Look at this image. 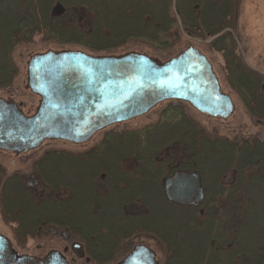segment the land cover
I'll list each match as a JSON object with an SVG mask.
<instances>
[{
  "label": "trees",
  "instance_id": "16d2710c",
  "mask_svg": "<svg viewBox=\"0 0 264 264\" xmlns=\"http://www.w3.org/2000/svg\"><path fill=\"white\" fill-rule=\"evenodd\" d=\"M237 9L238 0H0V90L18 74L14 49L35 37L95 53L133 44L170 52L164 61L191 46L172 53L182 40H204L221 56L229 90L264 121V72L240 50ZM190 109L165 100L150 122L115 121L89 148L44 151L29 176L0 163V216L15 242L52 228L79 240L89 264L115 263L139 238L155 241L159 264H264V137L209 130ZM175 170L200 175L197 205L166 198L162 177Z\"/></svg>",
  "mask_w": 264,
  "mask_h": 264
},
{
  "label": "rangeland",
  "instance_id": "374dc122",
  "mask_svg": "<svg viewBox=\"0 0 264 264\" xmlns=\"http://www.w3.org/2000/svg\"><path fill=\"white\" fill-rule=\"evenodd\" d=\"M235 36L237 37L240 50L246 62L250 66L264 72V0H238ZM188 44L191 46L186 50L185 47ZM182 49L186 51L184 50L181 52L182 55L180 59L176 64H173L174 69L171 68L172 71L165 76L166 79L172 77L175 80L172 83L168 82L164 85L159 76L156 75V77L153 76V78L151 76L154 72L159 73V70L163 71L162 68L159 69V66H163L166 62L164 61V57L170 52L151 53L142 46L129 44L109 53H95L74 44H45L41 42L38 37H35L34 41L30 44L17 46L13 51V59L18 66V74L9 89L0 90V98H3L5 103L14 105H11L12 108L14 107L13 109H15L16 107L17 110L25 116L34 113L38 104H41L39 102V97L35 93L34 88H37L34 84L35 80H32V76L37 74V71H34V64L38 62L40 63V69L38 71L47 83L51 82L53 84V77H58L59 74L61 76L59 77L62 85V102L53 100L51 95H44L40 107L43 115L46 116L50 123H58L66 129V132H69L66 133L69 138L79 140L86 136L88 142L86 146L79 148L75 145L63 142L57 139V137H53L54 134L46 133V137L41 141L42 144L37 149L30 152L26 151V148L20 146L12 148L0 147V163L9 171L18 170L29 176L33 172V159L46 150L62 148L81 150V148H89L92 144L101 139L104 129L113 124V122H110L115 120L113 118L114 110H116V108L117 110L125 108L127 102L124 96L122 98H112L109 101L99 100L98 103H95L93 100L94 97L92 96L98 95L101 90L98 87L96 88V86L93 88V85H105L112 80H126V78L120 79V77L127 74V81L134 85V92L137 95H145L148 93L146 87L153 88V90H157L155 93H159L158 91H161L163 86L164 89L168 91L171 90L172 93L180 94L183 93L181 90L185 89V85H188L190 90L193 89V85L190 81L194 79L193 76H195L196 71L199 70V73L207 76V67L200 58L199 53L210 65L212 74L220 86L218 89L219 92L222 94L228 93L230 95L232 110L227 117H220L219 115H209L206 113L207 111L201 112L194 107V109H190L191 116L205 128L209 130L216 129L220 134H226L229 137L235 135L247 136L250 134H258L264 137V121L256 122L253 120L245 111L238 97L227 87L222 73V60L220 54L210 50L204 40L198 41L191 39L187 41V39H184L173 49L172 53H177ZM48 51L63 54L54 56L55 59L53 63L52 61L49 63V61H46L44 58L35 56ZM132 53L144 54L148 57V63L142 62V58ZM85 55L100 59H90L85 57ZM116 59L119 63L126 64V67L130 68L131 71L119 67V70H126L129 72H119L118 77H111L110 70L107 66L114 65ZM98 63L103 66L102 68H107L104 74L99 70L100 64ZM144 66L147 67L145 68ZM93 67L94 69H92ZM112 70L114 71L115 69L113 68ZM50 71L53 74H51ZM202 81L206 82L204 78H202ZM29 82L32 85H28ZM30 86H32L33 89H31ZM86 92L87 94H91V99L86 100ZM153 100L155 99L149 98L145 101L146 110L140 112V114L133 115L134 113H132L130 109L127 110L128 112L125 113L123 117H125V120H128L127 122L130 127L143 125L155 118L156 115L153 110H158L165 101V98L162 97L158 100ZM184 101L190 103L188 99ZM77 105L79 106L77 107ZM54 107H56L55 110ZM142 108L144 107H139V109ZM138 115L140 116L135 117ZM84 123L86 124L84 125ZM18 124L24 125L20 121H15L12 123V126ZM76 128H79L78 133L75 131ZM60 134L63 136V133ZM82 141L85 143V139ZM70 171L71 169L62 168L61 174L65 172L67 175H70ZM138 209L139 205L134 204L132 211H138ZM13 226L14 225L11 223L2 221L0 216V234L11 240L14 249L18 253L43 256L47 251L57 249L65 255L69 263L71 260H74L75 264H89L85 255H77L74 250L71 249L75 243L81 246L82 244L76 239V241H71L67 233L66 236L68 239H64L62 234L65 231L55 230L53 234L44 233L38 238L28 239L24 245H19L13 239ZM137 240L139 241L138 243H143L151 247L156 252L157 259H160L161 256L157 250L155 241L145 238H139ZM65 247L69 248L66 253L64 252Z\"/></svg>",
  "mask_w": 264,
  "mask_h": 264
},
{
  "label": "water",
  "instance_id": "95a60500",
  "mask_svg": "<svg viewBox=\"0 0 264 264\" xmlns=\"http://www.w3.org/2000/svg\"><path fill=\"white\" fill-rule=\"evenodd\" d=\"M188 48H190V46ZM53 54L54 56L56 55L60 56L63 53H53ZM132 54L137 55L140 58H142V62L144 63L147 62L148 60V57H146L142 53L140 54L132 53ZM181 55L182 53L179 54L177 57L170 59L169 61H166L162 67L158 65L159 69L162 68L163 71L159 70V73L154 72L151 77L152 78L153 76L156 77V75L159 76L162 79V83L164 85L168 82H171V83L174 82L175 80L174 78L171 77L170 79H166L165 76H167V74L170 71H172L171 68H173V64L177 63ZM199 56L202 59V61H204L207 67V70H206L207 76H204L201 73H199V70L196 71L195 76H193L194 79L190 81L191 84L193 85L192 90H190L188 85H185V89L181 90V92L183 91V93L178 94V93H172L171 90L168 91L164 89V86L162 85L163 88L161 91H158L159 93H155L157 92V90H153V88L146 87L148 93H146L145 95H137L134 92V85H132V83L127 81L128 75L124 74L122 75V77H120V79L126 78V80H115V81L112 80L105 85H93V88L94 86H96V88L98 87L101 90L98 95L92 96L94 97L93 100L95 103H98L99 100L109 101L112 98L115 99L117 97H120V98L124 96L126 97L125 101L127 102H126L125 108H121L118 110L116 108V110H114L113 112L114 114L113 118L115 120H112L110 123L112 122L114 123L115 121L125 120V117H123V115L127 113L128 112L127 110L129 109L130 111H132V113H134L133 115H137L138 113L140 114V112L146 110L145 101H147V99L150 98V99L158 100L162 97H164L165 100L188 99V101L190 102L189 104L201 112L207 111L206 113L209 115L211 114V115H219L220 117H227L231 113V110H232L230 95L228 93L222 94L219 92L218 89L220 88V86L218 85L216 78L212 74L210 65L207 63L206 59L203 56H201L200 53H199ZM85 57H88L90 59H96V60L100 59L96 57H89L86 55ZM39 58H44L46 61H48L47 58L43 56ZM118 63L119 61H117L116 59L114 62V65H110L109 67L107 66V68L110 70L111 77L112 76L118 77L119 72H123V73L129 72L126 70L125 71L119 70V67L125 68L128 70H130V68H127L126 64H122L121 62L119 64ZM102 67L103 66L100 64L99 70L102 71V74H104L107 68L106 67L102 68ZM144 67L146 68L147 66H144ZM113 68L115 69L114 71L112 70ZM39 69H40V63L37 64L34 71H37L36 75H38V78H40L41 81L43 80L44 83L46 84L47 82L42 77V75H40L38 71ZM92 69H94V67ZM202 78H204L206 82H203ZM58 84L61 85V80ZM85 97H86V100H89L91 99V94L90 93L87 94L86 92ZM58 102H62L61 98ZM79 105H77V107ZM139 107H144V108L139 109ZM55 109L56 107H54V110ZM6 111L8 112L9 109L7 108ZM5 115L8 116V114H5ZM13 122L11 121V123ZM47 122L50 125H53V128H55L54 130H57L59 128L64 129L58 123L56 124L50 123L49 120ZM85 124L86 123H84V125ZM66 131L67 130L64 129L65 133H69ZM75 131L78 133L79 128H76ZM48 134H54L53 137H64L66 138V140L75 141V142H78L79 140L82 141L84 139L86 140V136H84L83 139L80 138L79 140H75V139H71L67 137L68 134L67 135L63 134L62 136L60 132L48 133ZM46 135L47 134L45 133V136ZM164 189H165L166 198L169 201H172L179 205H185L189 202H192L194 204V203L200 202L203 198V185L201 183V178H200V175L195 171L190 172V173L183 172V171L177 173L174 178H169L166 180ZM52 232H53V229H50V228H47L44 230V233H52ZM65 235H66V232H63V237ZM72 249L77 255H80L82 252L81 245L78 243L73 244ZM66 250L67 248L65 247L64 251ZM0 264H70V263L66 259L65 255L57 249H51L47 251L43 256H35V255H29L25 253H18L14 249L11 240L7 238L6 236L0 234ZM113 264H159V261L156 257V252L151 247L143 243H136L121 259H119Z\"/></svg>",
  "mask_w": 264,
  "mask_h": 264
},
{
  "label": "flooded vegetation",
  "instance_id": "af4514ba",
  "mask_svg": "<svg viewBox=\"0 0 264 264\" xmlns=\"http://www.w3.org/2000/svg\"><path fill=\"white\" fill-rule=\"evenodd\" d=\"M35 56L38 58L43 56L47 58L49 63L51 61L53 63V60L55 59L54 54L51 51L40 53L38 54V56L37 55ZM37 64H38L37 62L34 64V68H36ZM50 73L53 74L51 71ZM59 76L60 75L58 74V77L53 78L54 79L53 84L51 82L45 84L43 80L41 81L40 78H38V75L32 76V80H35V82L34 81L33 82L37 87V88H34L35 93L39 97V102L41 104L43 102L44 95H51L53 99L57 101L60 100L61 93H62L61 91L62 85L58 84L60 82ZM28 85H32V84L29 82ZM30 88L33 89L32 86H30ZM3 100H4L3 98H0V147L12 148L15 146H20V147L26 148L27 149L26 151H32L34 149H37L42 144L41 143L42 139L46 137L45 133L60 132V133L66 134L64 132V129L59 128L57 130H54L55 128H53V125H50L47 122L48 120L46 116L43 115L42 110L40 109L41 104H38L37 109L35 110L34 113L25 116L21 112H19V110H17L16 107L15 109H13L14 107L12 108V106L14 105H12L11 103H5ZM7 108L9 109L8 111L9 113L6 111ZM5 114H8V116H6ZM11 121L12 122L20 121L24 125L18 124V125L12 126ZM57 139L66 141V138L64 137H57ZM78 142L81 143L82 141L79 140ZM179 172H182V171L175 170L169 173L168 175H164L162 177L163 187H165V182L167 179L174 178L175 175ZM183 172H186V171H183ZM187 173H190V172H187ZM164 193H165V189H164ZM204 196H205V189L203 186L202 200L204 199ZM197 203H194V204L197 205ZM194 204L192 202H189L185 205H180V206H189V205H194ZM132 208L133 206H131V208L127 207V209H125L126 215H134L135 211H132ZM54 232L55 230L53 229L52 234ZM62 237H63V234H62ZM63 238L68 239L66 235ZM68 249L69 248H67V250L64 252L66 253ZM81 250H82V247H81Z\"/></svg>",
  "mask_w": 264,
  "mask_h": 264
}]
</instances>
